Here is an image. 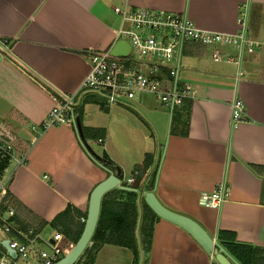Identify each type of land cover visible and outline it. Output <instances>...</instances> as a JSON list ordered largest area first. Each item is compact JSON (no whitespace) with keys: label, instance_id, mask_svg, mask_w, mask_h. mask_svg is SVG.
<instances>
[{"label":"crops","instance_id":"crops-1","mask_svg":"<svg viewBox=\"0 0 264 264\" xmlns=\"http://www.w3.org/2000/svg\"><path fill=\"white\" fill-rule=\"evenodd\" d=\"M126 4L186 12L198 28L230 34L240 30L241 6L249 7V36L261 46L239 65L215 68L208 64L211 49L191 44L184 50L182 66L184 56L193 55L203 67L182 68L196 92L189 100V130L171 120L160 102H151V95L111 109L83 96L79 112L82 128L102 132L97 138L83 132L86 141L101 144L98 154H108L121 168L123 181L152 154L158 167L153 192L166 208L198 222L237 263L242 264L233 244L264 264V0H0V39L13 42L11 51L0 48V122L17 133L15 154H28L27 164L9 168L16 221L38 229L46 222L43 235L58 232L50 222L69 205L87 213L93 189L110 175L72 126L51 127L33 146L29 130L54 106L52 91L79 87L89 70L84 52L112 50L121 25L114 8ZM222 51L238 57L237 49ZM238 98L245 103V119L233 127L232 103ZM135 132L142 134V145L129 143ZM140 186L141 199L146 192ZM220 186L228 192L221 206L201 203L203 194ZM0 231L2 243L7 235ZM132 263L130 249L111 244L96 256V264ZM149 264L219 263L187 230L160 218Z\"/></svg>","mask_w":264,"mask_h":264},{"label":"built area","instance_id":"built-area-1","mask_svg":"<svg viewBox=\"0 0 264 264\" xmlns=\"http://www.w3.org/2000/svg\"><path fill=\"white\" fill-rule=\"evenodd\" d=\"M114 12L120 16L121 25L116 30V40H124L130 52L121 58L114 57L110 50L92 49L84 52L89 70L79 87L71 92H51L54 106L46 119L29 130V143L35 145L51 127L69 125L80 136L77 120L80 118V98L94 95L105 109L129 104L144 95L153 96L170 112L171 118L190 114L189 100L194 99L195 90L190 84L180 81L182 57L188 45L195 44L213 49L212 57L217 62L240 64L243 56L252 54L261 46L249 36V7L240 8L237 33H222L203 30L190 19L186 12H173L153 8H132L127 4L117 6ZM9 39H0V48L11 51ZM223 47L237 49V58L222 51ZM16 60V59H15ZM242 71L239 72V76ZM245 103L238 98L232 103V123L236 127L245 119ZM18 136L0 122V166L8 164L5 177L0 179V228L6 233L9 246L16 251L13 258L8 251L0 248V264H54L71 250V242L63 234L56 232L53 238H45L35 226L22 227L14 220L15 210L8 197L12 174V163L27 164L28 154H15ZM102 143L103 139H99ZM151 172L149 168L146 172ZM141 175L139 169L125 180L129 187L135 186ZM228 196L225 186L218 187L212 194H203L202 204L219 207ZM85 221V218H82ZM2 245V243L0 242ZM3 246V245H2ZM44 246V247H43ZM68 249V250H67ZM67 250V251H66ZM32 259V260H31Z\"/></svg>","mask_w":264,"mask_h":264},{"label":"trees","instance_id":"trees-1","mask_svg":"<svg viewBox=\"0 0 264 264\" xmlns=\"http://www.w3.org/2000/svg\"><path fill=\"white\" fill-rule=\"evenodd\" d=\"M9 44L12 45L13 42L9 41ZM85 101L101 102V100L94 95L86 97ZM79 115V117L82 118V113ZM175 119L179 121V123L184 124L189 130V114L186 120L183 119V115L181 114L175 116ZM188 130L184 133L188 134ZM83 132L87 138H97L99 134L102 135V132L100 133L96 129L86 127L83 128ZM102 156L103 161H101V163L107 171L109 173L116 172L118 167L117 164L108 154L103 153ZM153 164V155L146 154L143 166L137 167L141 175L138 177L137 184L133 186L135 191L114 188L103 196L100 216L94 235L89 246L85 249L76 264H96L97 253L106 244L130 249L133 253L132 264H149L154 227L161 217L150 208L145 197L140 199L139 191L141 190L140 183L144 184V192L154 191L158 167L157 165L153 167ZM7 165L8 164L4 163L0 166V179L5 177L4 170ZM149 168L151 172L149 171L146 174ZM124 184L127 185L126 182H124ZM7 198L12 200L13 206L16 204V200L10 191H8ZM3 209L4 207L2 205L0 212H2ZM16 216L17 214H15L14 220L17 219ZM84 216L85 219H87V213L83 214L79 209L69 205L50 222V226L63 234L75 245L84 230L86 220L81 221V218ZM46 224V222H42L40 228L44 227ZM40 228H37L38 231H40ZM0 248L4 250V246L1 244ZM231 249L242 264H261L257 256L253 255L251 251V253H249L245 249L243 253L240 254V246L238 244H233Z\"/></svg>","mask_w":264,"mask_h":264},{"label":"water","instance_id":"water-1","mask_svg":"<svg viewBox=\"0 0 264 264\" xmlns=\"http://www.w3.org/2000/svg\"><path fill=\"white\" fill-rule=\"evenodd\" d=\"M130 52L129 44L124 40H119L111 50V54L114 57H124ZM78 130L83 143L89 150L90 154L97 160L103 161V158L93 149L91 145L86 141L81 119L77 120ZM122 170L117 167L116 172H110V175L100 182L92 191L89 201V207L87 212V219L85 221L84 230L71 250L65 254L59 261L54 264H76L80 256L84 253L85 249L89 246L91 239L94 235L99 216L101 211V204L103 196L114 188L133 190L130 187H126L122 184ZM145 200L150 208L161 218L169 220L187 230L203 248L211 255L214 256L219 264H239L232 257H230L224 248L219 246L218 242L214 240L208 232L194 219L179 214L166 208L157 198L155 192L144 193ZM4 248L8 253L15 258L16 251L9 246V240L6 239L2 242Z\"/></svg>","mask_w":264,"mask_h":264},{"label":"rangeland","instance_id":"rangeland-1","mask_svg":"<svg viewBox=\"0 0 264 264\" xmlns=\"http://www.w3.org/2000/svg\"><path fill=\"white\" fill-rule=\"evenodd\" d=\"M202 47H206V48H209V49H211V52H210V54H207V58L209 59V65H212V66H214L215 68H220V67H223V68H225V67H233V65H231L232 63H228V62H226V61H222V62H217V61H215L213 58H212V53H213V50H212V48L211 47H207V46H202ZM233 53H235V52H233ZM230 56H232V55H230ZM211 57V58H210ZM234 59H236L237 57L235 56V54H233V56H232ZM200 63V60H198L197 58H196V56H193V55H185L184 56V58H183V66H182V68H190V67H198V68H203L202 67V65H200L199 64ZM183 74H184V72H183V70H182V72H181V74H180V81L182 82V83H185V81H184V78H183ZM184 81V82H183ZM188 82H186V84H187ZM149 100L151 101V102H153V103H156L155 101H156V99L154 98V97H152V96H150L149 97ZM167 116H169V118L172 120V118H171V115H170V112L168 111L167 112ZM128 140H130V142L129 143H131V144H133L134 146H138V145H142L143 144V138H142V134L141 133H139V132H135V134H134V138H131V137H128ZM152 140V139H151ZM91 146L93 147V149L98 153H101L102 152V146H101V144H97V143H92L91 144ZM56 234V232H54L53 230H51V231H49V232H44V237L45 238H53L54 237V235ZM1 235H3V233L0 231V236ZM74 246V244H72L71 245V247H73ZM44 247V246H43ZM68 250V249H67ZM66 250V251H67ZM32 260V259H31ZM20 262L22 263V264H25L26 262L25 261H23V260H20Z\"/></svg>","mask_w":264,"mask_h":264},{"label":"clouds","instance_id":"clouds-1","mask_svg":"<svg viewBox=\"0 0 264 264\" xmlns=\"http://www.w3.org/2000/svg\"><path fill=\"white\" fill-rule=\"evenodd\" d=\"M173 119H174V118H173ZM124 182H125V181L122 180V184H123L124 186H126V187H129L128 185H125ZM130 188H132V187H130ZM132 189H134V188H132ZM134 190H135V189H134ZM85 220H86V219H85Z\"/></svg>","mask_w":264,"mask_h":264}]
</instances>
